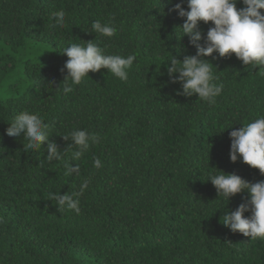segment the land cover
I'll return each instance as SVG.
<instances>
[{
    "label": "trees",
    "instance_id": "1",
    "mask_svg": "<svg viewBox=\"0 0 264 264\" xmlns=\"http://www.w3.org/2000/svg\"><path fill=\"white\" fill-rule=\"evenodd\" d=\"M177 3L188 10L187 0H0V264H264V239L221 223L250 195L228 202L208 181L221 170L264 181L259 169L231 161L226 130L264 117V67L213 53L206 59L224 85L216 103L183 95L165 61L197 49L178 38L186 18L172 10ZM59 10L63 28L53 26ZM95 20L117 27L97 38L107 54L137 57L129 79L102 69L64 93L68 57L60 52L95 40ZM212 26L201 22L205 37ZM24 110L41 115L62 152L71 143L62 135L74 129L100 142L77 160L73 147L49 163L47 143L27 149L23 135L6 133ZM66 163L79 171L65 175ZM84 179L78 214L48 200Z\"/></svg>",
    "mask_w": 264,
    "mask_h": 264
},
{
    "label": "clouds",
    "instance_id": "2",
    "mask_svg": "<svg viewBox=\"0 0 264 264\" xmlns=\"http://www.w3.org/2000/svg\"><path fill=\"white\" fill-rule=\"evenodd\" d=\"M239 0H187L185 10L182 3L175 4L173 11L178 12L181 18H186L179 26L181 35L189 37L191 45L197 52L195 55L185 56L182 60L172 56L168 62L167 74L172 83H180L182 94L187 97L197 95L200 100L209 105L216 103V98L221 95L224 85L218 83V77L213 73V63L206 57L218 53L220 57L235 54L244 65H251L254 69L264 67V0H242L244 7L237 8ZM66 13L59 10L52 13L54 27H66ZM212 23L204 36L200 24ZM96 39L85 43H70L65 47L62 55L68 57L64 64L63 72L67 70L63 92L71 93L75 85H80L84 77L90 72H99L107 69L108 72L121 81L129 79V70L137 57L134 54L123 56L120 54H107L99 46L98 36L112 37L117 33L114 23H102L95 20L91 25ZM203 41V43H201ZM178 74V75H177ZM70 79V83H68ZM6 133L12 137H21L27 141V149L38 150L47 143L46 159L49 163L53 160H62L63 153L69 148H76L71 159H79L89 149L91 144L99 143L100 137L87 129H74L67 135H62L65 141H71L66 150L61 151L57 143L49 136L48 125L39 113L24 110L16 115L9 124ZM243 127L232 129L230 159L232 162L242 161L252 168L259 169L264 175V117L254 119L252 122L242 124ZM221 128L217 133H223ZM94 167L100 169L103 165L99 158H94ZM65 175L79 171L78 165L65 164ZM208 181L217 189L218 197L223 196L228 202L236 194L247 192L250 199L241 203L235 211H227L221 217V223L233 233L239 232L251 239H264V181L249 182L235 173L220 171L212 174ZM90 180L84 179L78 191L65 194L49 192L47 198L55 201L62 211L65 208L75 210L78 214L79 197L89 187ZM251 215L246 217L245 213Z\"/></svg>",
    "mask_w": 264,
    "mask_h": 264
}]
</instances>
